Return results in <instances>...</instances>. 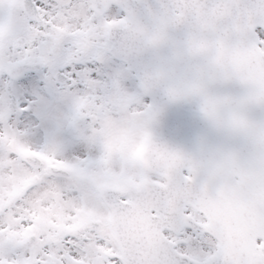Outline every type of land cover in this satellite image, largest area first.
<instances>
[{"label": "snow or ice", "instance_id": "1", "mask_svg": "<svg viewBox=\"0 0 264 264\" xmlns=\"http://www.w3.org/2000/svg\"><path fill=\"white\" fill-rule=\"evenodd\" d=\"M0 264H264V0H0Z\"/></svg>", "mask_w": 264, "mask_h": 264}]
</instances>
